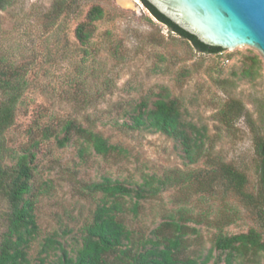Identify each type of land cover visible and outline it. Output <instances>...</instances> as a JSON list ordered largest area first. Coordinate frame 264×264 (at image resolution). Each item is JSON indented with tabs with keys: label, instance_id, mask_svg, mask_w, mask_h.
Wrapping results in <instances>:
<instances>
[{
	"label": "rangeland",
	"instance_id": "obj_1",
	"mask_svg": "<svg viewBox=\"0 0 264 264\" xmlns=\"http://www.w3.org/2000/svg\"><path fill=\"white\" fill-rule=\"evenodd\" d=\"M94 6L105 14L93 23L90 42L81 45L76 29L88 22ZM1 73L5 80L20 82L21 96L13 124L0 136V161L13 167L34 141L40 142L32 181L39 225L29 251L33 261L49 237L76 255L101 198L86 187L105 177L132 186L154 177L171 179L172 186H162L154 199L141 203L138 215L123 216L136 244L149 239L163 218L178 210L188 213V225L198 231L187 238L184 253L189 257L209 254L218 233L212 221L221 214H230L228 221H234L218 225L225 234L253 228L264 240L258 209L262 158L257 150V142L264 139V60L256 50L202 53L157 21L140 0H6L0 9ZM160 93L179 101L187 123L207 130L205 148L217 163H230L247 176L246 191L256 198L252 203L223 194L222 187L215 196L197 193L184 180L191 172L209 169L206 157L189 163L174 139L127 126L140 102L155 100ZM6 97L0 87V103ZM234 101L240 108L231 107L225 118L222 111ZM70 120L121 151L103 157L91 147L81 153L77 139L59 148L53 139L43 138L42 128L58 130ZM10 211L0 195V244ZM48 253L46 264H52L57 252ZM234 264H264V253L238 256Z\"/></svg>",
	"mask_w": 264,
	"mask_h": 264
},
{
	"label": "trees",
	"instance_id": "obj_2",
	"mask_svg": "<svg viewBox=\"0 0 264 264\" xmlns=\"http://www.w3.org/2000/svg\"><path fill=\"white\" fill-rule=\"evenodd\" d=\"M150 14L170 31L186 39L202 53L218 54L221 48L210 47L201 43L195 36L187 33L170 19L160 13L148 0H140ZM6 0H0V9L5 7ZM105 11L100 6H94L88 13V22L81 23L76 29V38L81 45H87L92 36V25L100 20ZM0 74V87L6 94V99L0 103V136L14 122L16 104L20 98V82L8 81ZM12 91V92H11ZM227 111H222L225 118H229L233 107H239L238 102H231ZM232 107V108H231ZM240 110V109H239ZM131 124L127 126L134 130L142 128L161 132L174 139L183 149L184 157L189 163H198L202 157L207 158L209 169L205 173L191 172L184 182L210 196L218 193L222 187L223 194H233L252 203L256 199L246 191L247 176L235 166L224 161L217 163L212 158L210 149H206L208 139L207 130L187 123L183 119L181 106L176 98L169 94L160 93L155 100L144 99L130 115ZM43 138L53 139L59 148L67 147L74 139L81 141L80 152L91 147L97 155L106 157L121 149L109 142L101 134L82 126L75 120L67 121L60 129L42 128ZM40 142L34 141L29 148L17 157L13 167H6L0 161V195L10 204L7 231L0 244V264H46L51 250L57 252L56 260L52 264H234L238 256H259L264 253L262 234L255 229L247 233L236 235L225 234L221 222L230 225V214L218 215L213 219L214 227L218 229L209 254L202 259L189 257L187 238L191 233H197L188 223L192 219L185 210H178L176 214H169L152 231V236L143 243H135L133 232L128 229L123 220L127 212L138 215L143 201L154 199L161 187L172 186L170 177L164 179L154 177L150 181L135 186L103 178L100 182L87 185L86 189L92 195H100L93 218L84 227L82 246L72 256L61 241L49 237L42 245V251L33 261L30 249L39 232V225L35 214V200L32 181L34 178L35 162ZM206 149V150H205ZM257 150L261 161V192L258 209L264 218V139L257 142ZM1 159V158H0ZM159 187H154L153 182ZM179 184V181H177ZM131 202V207L128 203ZM226 213V212H224ZM195 222V220H194ZM201 224L200 222H197ZM214 253H217L215 256Z\"/></svg>",
	"mask_w": 264,
	"mask_h": 264
},
{
	"label": "water",
	"instance_id": "obj_3",
	"mask_svg": "<svg viewBox=\"0 0 264 264\" xmlns=\"http://www.w3.org/2000/svg\"><path fill=\"white\" fill-rule=\"evenodd\" d=\"M201 43L256 50L264 60V0H148Z\"/></svg>",
	"mask_w": 264,
	"mask_h": 264
}]
</instances>
